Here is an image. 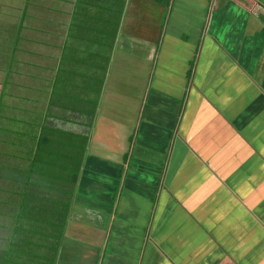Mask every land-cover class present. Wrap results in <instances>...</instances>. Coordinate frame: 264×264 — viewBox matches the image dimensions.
I'll use <instances>...</instances> for the list:
<instances>
[{"label": "crops", "instance_id": "crops-1", "mask_svg": "<svg viewBox=\"0 0 264 264\" xmlns=\"http://www.w3.org/2000/svg\"><path fill=\"white\" fill-rule=\"evenodd\" d=\"M0 140L33 264H264V0H0Z\"/></svg>", "mask_w": 264, "mask_h": 264}, {"label": "rangeland", "instance_id": "rangeland-1", "mask_svg": "<svg viewBox=\"0 0 264 264\" xmlns=\"http://www.w3.org/2000/svg\"><path fill=\"white\" fill-rule=\"evenodd\" d=\"M1 135H3L4 138L7 137V140H9L12 134L11 133H1ZM6 144L1 142L0 140V149L3 147H6ZM7 145L9 146V144ZM11 145L12 144H10V148H8V150L6 151L5 160L8 159L7 157H10V160L15 159V158L17 159V157L15 156L16 151L11 148ZM3 154H4V151H3ZM5 160H2V161H5ZM3 167L1 168V164H0V173H1V169L3 171L2 172L3 175H1L0 177L4 178L5 180L4 181L5 186H3V184H1V181H0V260L1 261L3 259L9 260L10 258L13 259L14 257H17L19 259H28L30 255L28 256L27 254H29L30 252L26 254L24 251H22L23 248L21 247L22 246L21 241H15L16 243H12L10 241H7V239L14 237V235L18 232L22 235L23 239L29 236V234L28 236H23L24 229L22 227H18V225L20 224L18 221L20 219L18 217L21 214H23V212L21 211H24V209L26 210V207H27L26 202L29 201L28 200L29 198L23 196L21 192L23 189V182L21 181L17 182L11 177L17 174L18 171L14 173L11 170V174H9V170ZM20 178H23V176H19V179ZM30 202L31 204H33V206H36L35 208L39 207L38 205H41L40 201L36 202V200L34 201L33 199H31ZM19 208H20L21 213L17 214V212L19 211ZM27 248H29V250H33L34 247L29 246ZM25 251H26V248H25ZM37 253H40V252L37 251ZM28 261L32 262V259L29 258ZM39 262H40V259H39ZM10 264H17V263L11 261Z\"/></svg>", "mask_w": 264, "mask_h": 264}, {"label": "trees", "instance_id": "trees-1", "mask_svg": "<svg viewBox=\"0 0 264 264\" xmlns=\"http://www.w3.org/2000/svg\"><path fill=\"white\" fill-rule=\"evenodd\" d=\"M29 201L31 200V199H28ZM29 201L28 202H26L27 204L29 203ZM32 207H34L33 205L31 206V208ZM25 211H27V210H25ZM26 214V213H25ZM27 215V214H26ZM29 218L31 219L32 218V216H30L29 215ZM33 221H34V219H33ZM30 225L32 226V227H36V223H32V221L30 222ZM28 228L27 229V231H30V230H34V231H36V232H38V228ZM43 230V229H42ZM44 236L45 237H47L48 235L44 232ZM13 239L15 238V235H14V237H12ZM24 241H25V243H27V239H24ZM30 245H24V247L26 248V251H24L26 254L28 253V252H30V251H28L29 250V248H27V247H29ZM41 247H45V250L43 251L45 254L44 255H39V256H37L39 259H40V262H38L39 264H52L53 263V260H54V255H55V250H53V248H51L50 246H46L45 244H41L40 245ZM23 247V246H22ZM31 253V252H30ZM27 254L28 256L30 255V259H32V253L31 254ZM46 253H48L47 255H46ZM17 257H14L13 259L12 258H10L9 260L7 259H3L2 261L0 260V264H10L11 263V261H13V262H16L17 264H33L31 261H22V260H20V259H18ZM35 264H36V262H35Z\"/></svg>", "mask_w": 264, "mask_h": 264}]
</instances>
